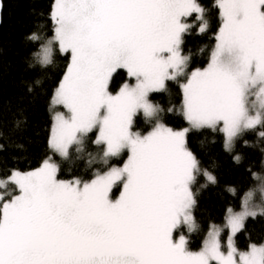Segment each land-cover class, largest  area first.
I'll list each match as a JSON object with an SVG mask.
<instances>
[{"label":"snow or ice","instance_id":"snow-or-ice-1","mask_svg":"<svg viewBox=\"0 0 264 264\" xmlns=\"http://www.w3.org/2000/svg\"><path fill=\"white\" fill-rule=\"evenodd\" d=\"M216 7L220 26L210 60L189 72L190 56L182 52L193 27L187 18L196 14L200 33L208 26L197 0H53L51 38L39 29L28 37L40 45L33 57L39 66L53 63L54 48L70 56L52 97L67 112L56 113L48 147L68 160L70 146L82 152L88 133L98 129L104 163L124 150L128 157L123 167L91 181L58 179L51 157L34 170L6 173L0 179V264H264V243L241 251L235 242L248 218L264 217L251 191L241 211L227 210L226 253L216 226L200 251L189 250L184 235L174 237L182 224L197 229L198 176L206 180L201 188L217 183L189 149L188 134L220 131L231 153L247 131L264 129V0H216ZM118 70L135 83L113 94ZM178 78L185 81L179 112L188 127L182 130L167 127L165 109L149 99ZM139 112L154 122L146 135L132 130ZM259 136L264 139V131ZM233 159L240 163L242 156ZM252 177L264 192V175Z\"/></svg>","mask_w":264,"mask_h":264},{"label":"trees","instance_id":"trees-1","mask_svg":"<svg viewBox=\"0 0 264 264\" xmlns=\"http://www.w3.org/2000/svg\"><path fill=\"white\" fill-rule=\"evenodd\" d=\"M0 22V178L11 169L34 170L51 157L58 162L57 176L62 179H93L96 158L103 155V145L95 143V131L88 133L84 150L77 152L70 146V158L65 160L48 147V138L53 125L51 100L60 79L70 61V56L54 48L53 63L39 66L33 63L39 43L28 37L38 29L47 39L52 36L54 25L49 18L53 0H2ZM205 9L207 30L200 33L193 25L192 31L184 37L182 52L190 56L188 69L204 66L215 42L220 26L216 0H197ZM193 14L189 19H193ZM196 23L200 22L196 20ZM127 79L125 70H118L110 83V89H117ZM39 81V83H37ZM166 91L153 92L149 98L154 104L165 109L162 122L172 127L187 124L179 109L183 94L180 81H166ZM32 90L29 91L28 89ZM168 108L174 111L167 112ZM17 121L22 123L17 126ZM154 122L140 112L133 119V129L148 131ZM264 131V129H262ZM259 128L247 131L234 146L233 152L224 148V134L220 131L202 129L191 131L187 137L188 147L197 156L202 169L215 175L216 184L206 183L201 174L193 190L197 205L193 210L197 229L190 234L188 247L196 250L205 240L213 225L222 224L229 207L240 208L243 193L257 186L252 173L264 175V139ZM247 141V144H245ZM242 156L236 163L233 156ZM231 187L236 194L227 189ZM14 188V187H13ZM264 207V204H263ZM235 242L241 250L252 242L264 243V217L246 220V229L238 233Z\"/></svg>","mask_w":264,"mask_h":264},{"label":"rangeland","instance_id":"rangeland-1","mask_svg":"<svg viewBox=\"0 0 264 264\" xmlns=\"http://www.w3.org/2000/svg\"><path fill=\"white\" fill-rule=\"evenodd\" d=\"M190 18V17H189ZM189 18H187V22L189 23V24H192V25H197L196 26V29H198L199 28V24H197L196 23V19H195V17L193 18V19H189ZM219 29V28H218ZM218 29H217V32H218ZM51 38V37H50ZM216 42V41H215ZM215 42H214V44H213V46L211 47V49H210V52H209V57H210V55H211V51L213 50V48H214V46H215ZM210 60V59H209ZM209 60H208V62H209ZM208 62L204 65V66H202V67H198V68H200V69H203L204 67H206L207 66V64H208ZM194 69H197V68H193V69H187L189 72L191 71V70H194ZM126 75H127V73H126ZM178 80L180 81V83H182V82H185L182 78H178ZM135 83V81H134V79L133 78H130V77H128V75H127V79L117 88V89H115V90H111L112 92H113V94H115L116 92H118L119 91V89H120V87L124 84V83ZM150 99V98H149ZM150 101H151V99H150ZM152 102V101H151ZM153 103V102H152ZM51 107H52V121L54 122V118H55V115H56V113L57 112H61V113H66L67 112V110L66 109H64L63 108V106H59V105H54L53 103H52V100H51ZM142 115H143V113L142 112H140ZM164 123V122H163ZM167 127H170V128H172V129H174V130H182L183 128H185V127H188V123L186 124V125H184V126H180V127H172L171 125H169V124H166V123H164ZM153 127H154V123H153V125H152V127L148 130V131H145V132H140V131H137V130H135V129H133L132 128V130L133 131H135V132H139V133H141V134H147L148 132H150L152 129H153ZM257 128H259V130L260 131H263L262 130V128H260V126H257ZM94 131H95V136H96V138H98V136H99V130L98 129H93ZM103 147V146H102ZM103 149V148H102ZM58 155V154H57ZM59 156V155H58ZM60 157V156H59ZM127 157H128V153H127V150H124L123 152H121V154L119 155V156H117V157H111V158H109L108 159V161H107V163H104L102 160H101V156H100V158H96V170H95V175H94V177H93V179L96 177V175L97 174H103L104 172H106V171H108V170H110V168H113V167H117V168H119V167H123V164H124V162H126V160H127ZM53 160V159H52ZM54 162H56L57 163V165H58V162H57V160H53ZM57 178L58 179H61V180H64V181H71V180H74V179H77V178H74V179H62V178H59L58 176H57ZM0 179H2V178H0ZM92 180V179H91ZM91 180H89V181H91ZM12 187H14V186H12ZM261 185H260V183L258 182V184H257V186L256 187H254V188H250V189H248V190H246L244 193H243V195H242V199H243V197L245 196V194L246 193H248L249 191H251L252 193H253V199H252V202H253V204H255L256 206H257V208H264L263 207V204H264V192H261ZM3 190H0V192H2ZM119 193H120V186L119 185H117V186H114V188H113V190H112V197H113V199H116V198H118V196H119ZM242 199H241V203H242ZM229 208H231L233 211H241L242 210V208H241V206H240V208H232V207H229ZM228 208V209H229ZM227 214L228 213H226V217H225V220H224V222L222 223V224H217V225H213V226H216V227H218V228H220V230H221V238H222V250L223 251H225V253H226V251H227V237H228V234H229V230H228V228H227V226H226V218H227ZM193 216H194V214H193ZM212 226V227H213ZM193 231H189V229H188V227L187 226H185V225H180L175 231H174V237H175V239H177V240H179V237L181 236V235H184L185 236V238H186V240H187V242L189 241V237H190V234L192 233ZM206 238H207V236H206ZM206 238H205V240H206ZM204 240V241H205ZM204 241L202 242V244H201V246L199 247V248H197L196 250H191V251H200L201 249H202V247H203V244H204ZM239 250H241L240 248H238ZM247 249V248H246ZM246 249H244V250H246ZM190 250V249H189ZM241 251H243V250H241ZM213 264H215V262H213Z\"/></svg>","mask_w":264,"mask_h":264},{"label":"water","instance_id":"water-1","mask_svg":"<svg viewBox=\"0 0 264 264\" xmlns=\"http://www.w3.org/2000/svg\"><path fill=\"white\" fill-rule=\"evenodd\" d=\"M1 10H2V9H0V22H1Z\"/></svg>","mask_w":264,"mask_h":264}]
</instances>
